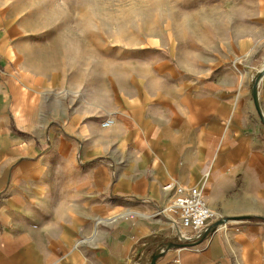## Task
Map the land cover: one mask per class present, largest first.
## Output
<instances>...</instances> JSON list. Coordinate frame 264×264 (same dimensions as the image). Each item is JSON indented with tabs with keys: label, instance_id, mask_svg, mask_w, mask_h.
Segmentation results:
<instances>
[{
	"label": "crops",
	"instance_id": "0c3cea01",
	"mask_svg": "<svg viewBox=\"0 0 264 264\" xmlns=\"http://www.w3.org/2000/svg\"><path fill=\"white\" fill-rule=\"evenodd\" d=\"M156 67L154 93L122 101L112 127L73 118L50 150L0 87V264H264V82L260 117L231 69L184 81ZM167 183L239 223L180 228Z\"/></svg>",
	"mask_w": 264,
	"mask_h": 264
},
{
	"label": "rangeland",
	"instance_id": "374dc122",
	"mask_svg": "<svg viewBox=\"0 0 264 264\" xmlns=\"http://www.w3.org/2000/svg\"><path fill=\"white\" fill-rule=\"evenodd\" d=\"M0 54L17 126L44 132L50 150L72 140L73 118L100 126L122 101L152 95L158 65L184 81L231 69L252 96L264 0H0Z\"/></svg>",
	"mask_w": 264,
	"mask_h": 264
},
{
	"label": "built area",
	"instance_id": "2783aa9c",
	"mask_svg": "<svg viewBox=\"0 0 264 264\" xmlns=\"http://www.w3.org/2000/svg\"><path fill=\"white\" fill-rule=\"evenodd\" d=\"M257 84L258 81L255 80L252 89L256 90ZM113 123L114 119L111 116L106 117L100 123V127L108 129L112 127ZM162 190L166 194L165 210L175 216L180 228H189L195 231L204 229L213 233L217 229L227 230L228 226H232L230 225L231 221L223 219L211 211L207 198L200 187H185L167 183L162 187ZM213 221L215 224L210 225ZM234 230L238 231V228Z\"/></svg>",
	"mask_w": 264,
	"mask_h": 264
},
{
	"label": "water",
	"instance_id": "95a60500",
	"mask_svg": "<svg viewBox=\"0 0 264 264\" xmlns=\"http://www.w3.org/2000/svg\"><path fill=\"white\" fill-rule=\"evenodd\" d=\"M261 73H262V74H261ZM260 74L263 76V74H264V70H263V72L261 71V72L258 74V76H257V80H256V81H258V80L260 79V77H261ZM252 91H253V93H252V98H253L254 105H255V107H256V110H257L259 116L262 117V116H261V113H260L259 106H258V100H257L256 90L253 88ZM153 260H154V258L152 257V258H151V262H152V264H153Z\"/></svg>",
	"mask_w": 264,
	"mask_h": 264
},
{
	"label": "bare ground",
	"instance_id": "6f19581e",
	"mask_svg": "<svg viewBox=\"0 0 264 264\" xmlns=\"http://www.w3.org/2000/svg\"><path fill=\"white\" fill-rule=\"evenodd\" d=\"M262 74V73H261ZM260 74V76L262 77V75ZM261 77H260V79H261Z\"/></svg>",
	"mask_w": 264,
	"mask_h": 264
}]
</instances>
